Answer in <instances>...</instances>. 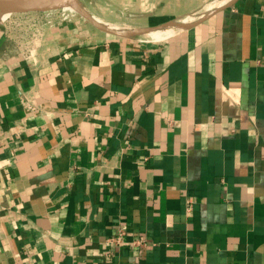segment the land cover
Wrapping results in <instances>:
<instances>
[{
  "label": "crops",
  "instance_id": "crops-1",
  "mask_svg": "<svg viewBox=\"0 0 264 264\" xmlns=\"http://www.w3.org/2000/svg\"><path fill=\"white\" fill-rule=\"evenodd\" d=\"M40 19L0 17V264H264V0Z\"/></svg>",
  "mask_w": 264,
  "mask_h": 264
},
{
  "label": "bare ground",
  "instance_id": "bare-ground-1",
  "mask_svg": "<svg viewBox=\"0 0 264 264\" xmlns=\"http://www.w3.org/2000/svg\"><path fill=\"white\" fill-rule=\"evenodd\" d=\"M22 1L26 2L25 7H27L33 0H22ZM40 1L44 2L45 0H40ZM55 1L65 2L62 5H60V7H62L63 9H67V10H71V11H78L79 10L77 7V3H80L79 0H55ZM226 1L227 0H222L220 2H218V0L211 1L207 4H205L204 7L201 9V11L198 13H191V14L184 15V16L180 17L178 20H174L173 22L167 23L164 26H161V27L156 28L154 30L131 34V37L141 38V40L150 41V42L160 41L162 39L167 38L169 35L176 32L177 30L182 29L183 27L188 25V23L193 21L194 19L204 15L209 10L218 7L220 4H223ZM0 4L2 5V8H3L2 12H5V13H8L11 9L15 8L16 6L24 7V5L19 4V2L16 0H0ZM52 6H53V4H48V3L47 4L44 3L43 5H41V7H44V10H46L47 8H50ZM0 17L2 18L4 16H0ZM90 18L100 25L110 27V28L117 30V31H124L126 29V28L123 29V27L118 26L114 23H110V22L102 19L98 15L90 14Z\"/></svg>",
  "mask_w": 264,
  "mask_h": 264
},
{
  "label": "rangeland",
  "instance_id": "rangeland-1",
  "mask_svg": "<svg viewBox=\"0 0 264 264\" xmlns=\"http://www.w3.org/2000/svg\"><path fill=\"white\" fill-rule=\"evenodd\" d=\"M132 1L135 2L138 0H135V1L132 0ZM211 1H214V0H207V3L211 2ZM220 1H222V0H218V2H220ZM59 2H61V1H59ZM79 2L81 3L80 5H82L81 7L84 8L86 12H88L89 14H94V15H97V13L103 14V15H106V14L108 15L109 13L120 14V11H116L114 13L113 7L114 6L116 8L118 7V9L121 10L125 5L130 3L129 0H79ZM225 3H223V4H225ZM48 4H51V3H48ZM52 4H54V3H52ZM220 5H222V4H220ZM32 12H37L39 17H41L39 23L36 20L32 21L33 23H35L34 24L35 27H33V29H32L34 31H37V25L36 24H40V26L44 25V26L53 27L59 22H67V23L69 22V23H74V24L79 25V26L88 27L87 26L88 22L84 21L81 18L78 11H71V10L63 9L62 7H60V5H55V4L52 7L47 8L46 10H44V8L34 9V10H29V11L11 13L8 16L15 15L16 17H25V16H27V14L30 15V13H32ZM179 18H177L176 20H178ZM119 26H121V25H119ZM90 28H91V26H90ZM123 28L125 29L127 27L123 26ZM27 29H28V27L25 29V31ZM139 39H141V38H139Z\"/></svg>",
  "mask_w": 264,
  "mask_h": 264
},
{
  "label": "water",
  "instance_id": "water-1",
  "mask_svg": "<svg viewBox=\"0 0 264 264\" xmlns=\"http://www.w3.org/2000/svg\"><path fill=\"white\" fill-rule=\"evenodd\" d=\"M16 1H18L19 4L24 5V7L16 6L15 10L13 12H22V11H29V10H34V9H41V5L44 3H51V4L54 3L55 5H62L63 3H65V2L55 1V0H45L44 2H41L40 0H33L27 7H25L26 2H23L22 0H16ZM80 4L81 3H77V7L79 9L78 13L81 16V18L84 21H87L88 23H90L95 28H97L101 31L107 32V33L120 35V36H127V35L135 34L138 32H147V31H151V30H154L156 28H159V27H145V28H139V29H129V30H124V31H117V30H114L110 27L100 25V24L96 23L95 21H93L90 18V14L88 12H86L85 9L82 8L81 7L82 5H80ZM9 14L10 13H5V12L0 11V16L5 17Z\"/></svg>",
  "mask_w": 264,
  "mask_h": 264
},
{
  "label": "built area",
  "instance_id": "built-area-1",
  "mask_svg": "<svg viewBox=\"0 0 264 264\" xmlns=\"http://www.w3.org/2000/svg\"><path fill=\"white\" fill-rule=\"evenodd\" d=\"M6 17V16H5ZM7 17H8V15H7ZM122 233H120V235H121ZM120 240V236H117L116 237V241H119Z\"/></svg>",
  "mask_w": 264,
  "mask_h": 264
}]
</instances>
